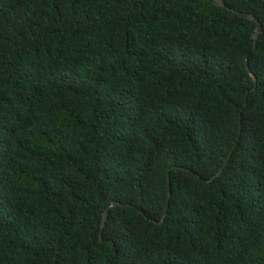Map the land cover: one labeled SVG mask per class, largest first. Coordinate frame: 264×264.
Masks as SVG:
<instances>
[{"label": "trees", "instance_id": "obj_1", "mask_svg": "<svg viewBox=\"0 0 264 264\" xmlns=\"http://www.w3.org/2000/svg\"><path fill=\"white\" fill-rule=\"evenodd\" d=\"M222 3L0 0V264H264V0Z\"/></svg>", "mask_w": 264, "mask_h": 264}, {"label": "water", "instance_id": "obj_2", "mask_svg": "<svg viewBox=\"0 0 264 264\" xmlns=\"http://www.w3.org/2000/svg\"><path fill=\"white\" fill-rule=\"evenodd\" d=\"M214 3H215L216 5L223 6L222 0H214ZM230 10H231L232 12L236 13V14L239 15V16H242V17H244V18H247V19H249V20H252V21L255 23L254 31H253V33H252V39H253V45H252V47H254L258 35L262 32L261 24L259 23V21H258L253 15H251V14H249V13H246V12H240V11H237V10H235V9H230ZM246 60H247V56H246ZM245 69H246V71H247L248 73L251 74L252 79H253V82H254V84H255V82H256V77H255V75L251 72V69L249 68L248 64L245 65ZM254 87H255V86H253L252 89H253ZM246 96H247V93H246ZM244 105H245V103H244ZM226 162H227V158H226V160L223 162V164L220 166V168H219V170L216 172V174H215L211 179H213L216 175H218V174L222 171V169H223V167L225 166ZM167 176H168V173H167ZM211 179H210V180H211ZM210 180H208V181H210ZM169 196H170V188H169V185H168V187H167V200H166V203H165V206H164L163 213H162L160 219L157 220V221H154V223H156V224H160V223L164 220V217H165V215H166V213H167V209H168V199H169ZM116 204H118V202L113 201V202L110 203L109 206H107V207L105 208V210H104V212H103L102 222H101L102 225H103V223H104V217H105L106 211L109 209L110 206H114V205H116ZM99 241H103V239H102L101 236L99 237Z\"/></svg>", "mask_w": 264, "mask_h": 264}]
</instances>
